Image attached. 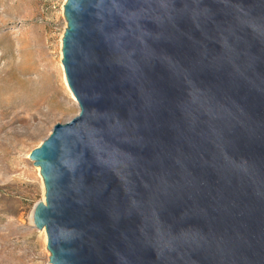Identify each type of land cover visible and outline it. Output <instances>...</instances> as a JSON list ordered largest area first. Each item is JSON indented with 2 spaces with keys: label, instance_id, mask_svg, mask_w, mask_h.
Here are the masks:
<instances>
[{
  "label": "water",
  "instance_id": "obj_1",
  "mask_svg": "<svg viewBox=\"0 0 264 264\" xmlns=\"http://www.w3.org/2000/svg\"><path fill=\"white\" fill-rule=\"evenodd\" d=\"M76 114L27 158L50 264H264V0H64Z\"/></svg>",
  "mask_w": 264,
  "mask_h": 264
},
{
  "label": "rangeland",
  "instance_id": "obj_2",
  "mask_svg": "<svg viewBox=\"0 0 264 264\" xmlns=\"http://www.w3.org/2000/svg\"><path fill=\"white\" fill-rule=\"evenodd\" d=\"M63 2L0 0V264H50L29 221L43 187L27 156L77 112L61 74Z\"/></svg>",
  "mask_w": 264,
  "mask_h": 264
},
{
  "label": "bare ground",
  "instance_id": "obj_3",
  "mask_svg": "<svg viewBox=\"0 0 264 264\" xmlns=\"http://www.w3.org/2000/svg\"><path fill=\"white\" fill-rule=\"evenodd\" d=\"M61 74H62V80H63L64 86H65L66 89L68 90L67 85H66V83H65V79H64V75H63L62 68H61ZM70 96H71V99H73V97H72L71 94H70ZM73 100H74V99H73ZM33 166H34V165H33ZM34 167H35L36 172L38 173V167H37V166H34ZM38 175H39V173H38ZM29 221H30L31 226H33V223H32V220H31V217H30ZM33 227H34V226H33ZM39 231H40L41 233H43V230H39Z\"/></svg>",
  "mask_w": 264,
  "mask_h": 264
}]
</instances>
